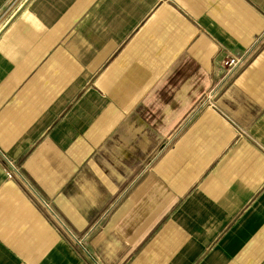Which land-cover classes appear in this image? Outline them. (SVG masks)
<instances>
[{
	"label": "crops",
	"instance_id": "crops-1",
	"mask_svg": "<svg viewBox=\"0 0 264 264\" xmlns=\"http://www.w3.org/2000/svg\"><path fill=\"white\" fill-rule=\"evenodd\" d=\"M0 264H264V0H0Z\"/></svg>",
	"mask_w": 264,
	"mask_h": 264
},
{
	"label": "built area",
	"instance_id": "built-area-1",
	"mask_svg": "<svg viewBox=\"0 0 264 264\" xmlns=\"http://www.w3.org/2000/svg\"><path fill=\"white\" fill-rule=\"evenodd\" d=\"M243 63V57H236L232 55H228L222 62L221 67L225 71H232L238 68ZM13 170L6 171V178L10 179L12 177ZM76 243L81 245V239H77Z\"/></svg>",
	"mask_w": 264,
	"mask_h": 264
}]
</instances>
